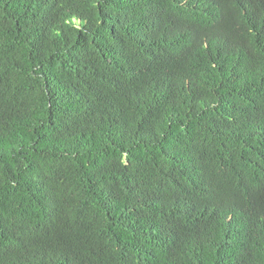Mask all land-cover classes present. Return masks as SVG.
I'll return each instance as SVG.
<instances>
[{"label": "trees", "instance_id": "obj_1", "mask_svg": "<svg viewBox=\"0 0 264 264\" xmlns=\"http://www.w3.org/2000/svg\"><path fill=\"white\" fill-rule=\"evenodd\" d=\"M0 264H264V0H0Z\"/></svg>", "mask_w": 264, "mask_h": 264}]
</instances>
